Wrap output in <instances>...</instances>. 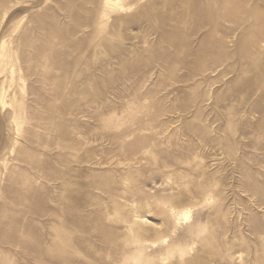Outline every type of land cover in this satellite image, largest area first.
I'll list each match as a JSON object with an SVG mask.
<instances>
[{
  "label": "rangeland",
  "instance_id": "rangeland-1",
  "mask_svg": "<svg viewBox=\"0 0 264 264\" xmlns=\"http://www.w3.org/2000/svg\"><path fill=\"white\" fill-rule=\"evenodd\" d=\"M1 263L264 264V0H0Z\"/></svg>",
  "mask_w": 264,
  "mask_h": 264
},
{
  "label": "bare ground",
  "instance_id": "bare-ground-1",
  "mask_svg": "<svg viewBox=\"0 0 264 264\" xmlns=\"http://www.w3.org/2000/svg\"><path fill=\"white\" fill-rule=\"evenodd\" d=\"M136 260H140V259H138V258H136ZM5 263V262H4ZM1 264H3V263H1ZM81 264V263H80Z\"/></svg>",
  "mask_w": 264,
  "mask_h": 264
}]
</instances>
